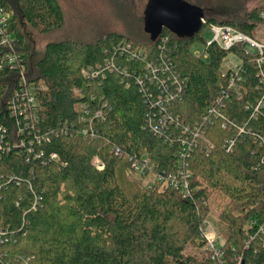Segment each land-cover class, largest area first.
<instances>
[{
    "label": "trees",
    "instance_id": "16d2710c",
    "mask_svg": "<svg viewBox=\"0 0 264 264\" xmlns=\"http://www.w3.org/2000/svg\"><path fill=\"white\" fill-rule=\"evenodd\" d=\"M193 4L205 12L200 32L218 22L252 37L264 24V5L242 19L228 14L218 20ZM0 7L12 13L23 65L9 66V50L0 45V126L6 129L0 143V264H264V63L241 45L227 52L208 42L205 59L192 51L203 40L200 32L181 37L167 29L156 41L147 35L145 51L114 34L49 40L34 61L21 25L41 36L62 32L67 21L59 1L0 0ZM163 40L165 50L159 48ZM232 54L242 61L236 92L227 85L231 74L221 71ZM161 56L169 66L161 88L177 79L185 89L167 112L185 126L200 124L214 146L188 158L190 198L134 179L132 164L144 157L158 172L180 168L176 126L163 137L149 127L161 92L160 80L151 85L146 68ZM224 93L230 99L219 117L206 121V110ZM32 94L33 106L27 102ZM258 100L263 107L256 111ZM227 119L235 126L225 127ZM232 138L236 147L228 152L225 142ZM213 210L227 229L220 259L206 252L198 235Z\"/></svg>",
    "mask_w": 264,
    "mask_h": 264
},
{
    "label": "built area",
    "instance_id": "2783aa9c",
    "mask_svg": "<svg viewBox=\"0 0 264 264\" xmlns=\"http://www.w3.org/2000/svg\"><path fill=\"white\" fill-rule=\"evenodd\" d=\"M11 18L12 13L7 11L5 8L0 7V45L9 50L6 54L7 56V64L12 68L16 69L17 65L23 67L22 65V54L16 52V45L18 40L14 32L11 31ZM261 18L264 20V12L261 13ZM206 21H203L205 23ZM213 40L212 42H208L207 45L210 46L212 44L217 45L220 49L224 51H231L236 45H241L242 47L251 48L252 51L247 50L249 53L254 54L259 60L260 63H264V42H258L252 37H248L241 33L240 31L232 28L230 26H220L213 25ZM164 40L162 41V45H159L160 49L165 50ZM131 48V46H129ZM198 55V54H196ZM199 56V55H198ZM224 64L222 66V73L226 75L230 73L229 89L233 92H236L240 88V84L243 82L241 68L242 61L235 56L234 54L227 56ZM204 58H208L207 55H204ZM24 59V58H23ZM235 60V62L232 61ZM147 76L151 85H156L158 80H160V94L154 97V104L157 106V111L149 114V127L150 130L159 135V137H163L168 134L169 127L175 125L176 129H178V140L181 143V150L178 152V159L180 168L175 173H167L165 171L158 172L156 168H149V158L144 157V161L133 162L132 166L134 168L135 174L142 179L149 178L150 176L154 177L153 181L154 185L166 187L168 189L179 191L185 198H190L192 191L190 189L189 180L191 177L190 171L187 172L184 170V167L187 164L188 158L194 153V151L198 149H202L203 151L209 152L214 148V146L208 141L204 128L202 129L200 124H196L193 126H185L184 123L179 120L176 116L171 115L167 112L168 106L172 103V100H176L182 97L184 93L183 83L178 80H171L173 82V87L164 84L165 89L161 88L163 84H161V80L163 75L166 76L167 71L169 70V66L167 65V59L164 56H161L154 63H149L147 65ZM161 78V79H160ZM21 81L22 83H26V76L22 70L21 72ZM141 84L142 81L139 80ZM166 83V82H165ZM226 99H230L229 93H224V96L218 98L216 101V105L209 107L207 111V116H205V120L208 121V115H215L219 117L220 107H223V102ZM28 104L34 105L36 104L35 98L32 96H28L27 100ZM258 106L256 111H258L261 107H263V101H257ZM82 111L85 116H90L91 113L86 109L85 106H82ZM258 114V113H257ZM256 114V115H257ZM97 118H102V111H96L94 114ZM224 120V119H223ZM224 126L231 124V126H235L234 123L227 119L224 122ZM6 135V129L0 126V143L4 141ZM237 139H227L225 142V148L228 152H231L236 147ZM53 158H56L54 155ZM98 169L102 170L104 168L103 165H97ZM1 234V232H0ZM199 239L204 244V248L206 252H210L214 254L213 258H222L224 253L220 252V247L224 244H218V234L216 233L215 227L210 222V220H205L200 226L198 231ZM239 264H241V259H238Z\"/></svg>",
    "mask_w": 264,
    "mask_h": 264
},
{
    "label": "rangeland",
    "instance_id": "374dc122",
    "mask_svg": "<svg viewBox=\"0 0 264 264\" xmlns=\"http://www.w3.org/2000/svg\"><path fill=\"white\" fill-rule=\"evenodd\" d=\"M14 3V0H10ZM64 11L66 25L64 30L52 36H41L27 25H21V31L26 38L27 47L33 55L32 60H37L43 55L45 45L49 40L63 37H73L77 40L94 41L97 38L110 34L118 35L121 40L141 46L146 50L147 33L145 32L146 11L150 0H58ZM189 3H200L206 9L207 17L223 19L228 14L235 19H242L247 10L264 5V0H185ZM195 5V4H193ZM217 23H209L200 32L203 40L192 44V51L204 58L206 51L205 42H212V26ZM253 40L264 42V24H260L253 32ZM247 50L254 52L250 47ZM31 61V59H30ZM235 62L234 59H232ZM141 186L153 183L154 177L142 179L134 177ZM210 222L218 234V244H222L227 237V229L218 218V211L213 210Z\"/></svg>",
    "mask_w": 264,
    "mask_h": 264
},
{
    "label": "water",
    "instance_id": "95a60500",
    "mask_svg": "<svg viewBox=\"0 0 264 264\" xmlns=\"http://www.w3.org/2000/svg\"><path fill=\"white\" fill-rule=\"evenodd\" d=\"M203 21H206L204 10L185 0H150L145 32L152 41H156L164 29L181 37H193L202 29Z\"/></svg>",
    "mask_w": 264,
    "mask_h": 264
}]
</instances>
